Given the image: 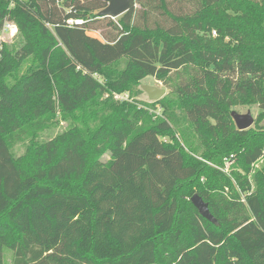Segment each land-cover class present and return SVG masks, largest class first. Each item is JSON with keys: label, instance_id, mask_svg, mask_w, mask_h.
I'll list each match as a JSON object with an SVG mask.
<instances>
[{"label": "trees", "instance_id": "trees-1", "mask_svg": "<svg viewBox=\"0 0 264 264\" xmlns=\"http://www.w3.org/2000/svg\"><path fill=\"white\" fill-rule=\"evenodd\" d=\"M147 1L131 0L117 21L98 15L110 0H0V34L9 23L24 40L14 54L0 51V264L7 251L11 264H264V173L257 189L248 178L264 159V134L239 131L230 112L243 98L264 117V41L241 28L248 16L222 12L226 0ZM149 8L172 26L150 27ZM105 21L106 35L96 26ZM30 57L17 91L8 87ZM147 77L170 84L171 96L148 113L114 100L137 96ZM58 113L100 125L16 158L20 126L43 129ZM195 132L207 142L194 147ZM226 158L242 173L232 175L237 188L211 194L212 177L228 178L217 167ZM195 194L218 225L200 216Z\"/></svg>", "mask_w": 264, "mask_h": 264}, {"label": "rangeland", "instance_id": "rangeland-1", "mask_svg": "<svg viewBox=\"0 0 264 264\" xmlns=\"http://www.w3.org/2000/svg\"><path fill=\"white\" fill-rule=\"evenodd\" d=\"M168 1L171 2L173 0ZM146 2L148 1L146 0ZM151 3L154 4V2ZM175 7L176 9L173 10H178V3L173 4V8ZM185 8V11L187 12H189L190 10L192 11L191 6L188 4H186ZM149 10L151 14V17L149 19L150 27H155L156 22H159L165 28H169L170 26H172V22L170 21V19H168L166 16L162 17V14L159 15V11H154L150 8ZM221 10L222 12L232 14L239 13L243 14L244 16H248L246 19L249 23L247 22V25H242L241 28L248 30L251 34L250 38H257L256 40L258 41V43L260 40L264 41V0H226L224 3L221 4ZM139 15L140 17H137L136 21L139 23L140 26H145L146 19L140 13ZM116 20L118 21L119 18ZM107 24L108 21H105L103 23L96 24V26L101 27V29L105 32L104 34L106 35L108 34V32H112L111 28L107 27ZM89 35L102 39L100 31H89ZM211 38L212 40H219L221 38V35L216 30H213ZM229 41L230 38L227 37L225 39V42ZM23 43L24 40L22 35L19 34L18 31H15V29L11 31L5 29L0 34V51L3 50L4 47H7L14 54L15 51H18L21 48ZM35 61L36 60L33 57H30L29 59L24 61L12 74V76L6 79L7 86L14 88L16 89L15 91H17V85L20 86L19 83L21 82L23 76L28 73L29 68L36 63ZM143 85L154 86L158 89L166 90V96H171V92L174 89L170 84L158 81L153 77H147L142 80L139 85L134 89L135 93H137V91L140 92L137 96H134V94H130L128 92L123 94H114V100L119 102H128L129 104H132V106L135 108L134 111L138 109L141 112L148 113L150 110H153V108L149 107V105L153 102L149 99L148 95L144 92V90H142ZM27 112L29 113V111ZM155 112H157V114ZM230 112H237L243 115L248 114V112H251L254 118V124L250 128V130H252L255 134H264V117L261 118L262 113L258 105L251 104L250 101L245 100L243 98H239L237 99L236 104L230 108ZM152 114L158 118H163L164 116L161 106H157L156 111H152ZM78 116L80 117V119L78 118L77 120H73L71 118L66 119V117L64 118L61 114L58 113L57 117L50 120L49 124L43 129H39L36 126L26 128L28 127L29 123L25 122L22 126H20V130L14 133L15 142L12 148L14 156L16 158H23L27 154H29L30 150L36 147V145L47 142L55 138L57 135L70 130L73 127H77L81 130L93 131L97 126L100 125V121L97 118L93 119L91 117V114L78 113ZM234 125L235 127H237L235 122ZM87 134V140H89L92 133ZM189 139L194 147H197L198 144H201V141L205 143L207 142L206 135L204 134V136H202L198 132L192 133ZM197 155L201 156L199 154ZM109 158L110 154L108 151H106L102 155V160L104 162H107ZM215 159L217 158L215 157ZM225 163L226 164L224 165V167L220 166L219 164H217V167L223 168V171L228 176V178L220 179L218 178V176L212 177L211 185H214V187L211 190V194L228 192L227 187L224 189V187L227 186L226 184H231L234 188H237L235 177L232 175L234 172L242 174L239 169V165L235 163L234 165L230 164L227 158L225 159ZM259 173H264V159L259 161L258 164L253 168V171L248 175V178L255 189H257L259 186L260 176H258V178L256 177ZM12 258V252L7 251L5 253L6 264H11Z\"/></svg>", "mask_w": 264, "mask_h": 264}, {"label": "water", "instance_id": "water-1", "mask_svg": "<svg viewBox=\"0 0 264 264\" xmlns=\"http://www.w3.org/2000/svg\"><path fill=\"white\" fill-rule=\"evenodd\" d=\"M131 9V0H110L109 5L98 13L100 18L109 17L112 19H118L125 15ZM142 90L148 95L152 102L161 100L166 95V90L158 89L154 86L143 85ZM231 116L239 131L249 130L254 124V118L251 112L248 114H239L232 112ZM192 204L198 210L200 216L208 220L214 225H218V221L210 212L209 206L201 196L195 194L191 199Z\"/></svg>", "mask_w": 264, "mask_h": 264}, {"label": "built area", "instance_id": "built-area-1", "mask_svg": "<svg viewBox=\"0 0 264 264\" xmlns=\"http://www.w3.org/2000/svg\"><path fill=\"white\" fill-rule=\"evenodd\" d=\"M113 20H116V19H113ZM68 26L69 27H73V26H82V25H84V21L83 20H75V19H70L69 21H68ZM5 29H8L9 31H11V30H14L15 29V31H17V27L15 26V25H13V24H6V26H5ZM4 29V30H5Z\"/></svg>", "mask_w": 264, "mask_h": 264}]
</instances>
